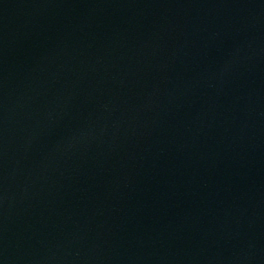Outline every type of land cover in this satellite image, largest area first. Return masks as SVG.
<instances>
[{
    "label": "water",
    "instance_id": "95a60500",
    "mask_svg": "<svg viewBox=\"0 0 264 264\" xmlns=\"http://www.w3.org/2000/svg\"><path fill=\"white\" fill-rule=\"evenodd\" d=\"M0 264H264V0H0Z\"/></svg>",
    "mask_w": 264,
    "mask_h": 264
}]
</instances>
